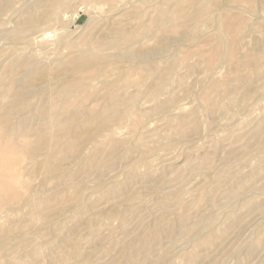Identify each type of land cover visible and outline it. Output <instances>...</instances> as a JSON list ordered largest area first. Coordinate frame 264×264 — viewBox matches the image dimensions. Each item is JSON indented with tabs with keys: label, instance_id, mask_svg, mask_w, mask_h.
<instances>
[{
	"label": "rangeland",
	"instance_id": "obj_1",
	"mask_svg": "<svg viewBox=\"0 0 264 264\" xmlns=\"http://www.w3.org/2000/svg\"><path fill=\"white\" fill-rule=\"evenodd\" d=\"M0 153V264H264V0H0Z\"/></svg>",
	"mask_w": 264,
	"mask_h": 264
},
{
	"label": "bare ground",
	"instance_id": "obj_2",
	"mask_svg": "<svg viewBox=\"0 0 264 264\" xmlns=\"http://www.w3.org/2000/svg\"><path fill=\"white\" fill-rule=\"evenodd\" d=\"M8 165H9V159H8V157H6V155H2L0 153V177L4 176L5 174H6V177H7V175L9 174V173H7V172H9ZM6 177H4V178L6 179ZM8 177H9V175H8ZM2 180H4V179H1V181ZM2 184L6 186V184H4V183H2ZM8 185H9V182H8Z\"/></svg>",
	"mask_w": 264,
	"mask_h": 264
}]
</instances>
